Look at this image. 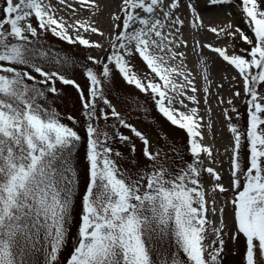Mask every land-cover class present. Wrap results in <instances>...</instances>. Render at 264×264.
I'll return each mask as SVG.
<instances>
[{"label":"snow or ice","instance_id":"obj_1","mask_svg":"<svg viewBox=\"0 0 264 264\" xmlns=\"http://www.w3.org/2000/svg\"><path fill=\"white\" fill-rule=\"evenodd\" d=\"M234 3L205 0V6ZM185 5L189 16L182 18L179 10ZM235 7L247 31L231 22V13L222 26L205 25L197 0H119L106 34L98 19L104 0H0V264H63L69 243L66 264H223L226 238L237 242L241 237L244 264H264V0H240ZM64 11L67 18L60 14ZM84 11L87 17L80 15ZM185 27L194 33L205 29L217 41L239 38L249 48L237 52L235 44L195 40L192 51L206 85L198 89L181 50L188 47ZM46 34L106 55H88L79 63L46 46ZM92 36L104 38L107 46ZM204 49L236 70L247 105L242 125L233 102L241 92L227 100L217 97L229 106L223 114L231 134V147L225 149L232 153L235 229L230 237L224 207L207 199L202 183L207 173L214 180L212 192L229 190L221 173L205 163H215L217 153L204 142L205 129L213 126L211 107L205 109V120L197 95L202 91L208 104L211 64ZM137 55L148 73L136 69L132 61ZM73 65L83 71L84 85L63 71ZM117 73L149 95L171 125L186 130L191 161L174 146L170 150L179 166L170 161L163 147L117 110L109 99ZM58 82L78 93L83 134L77 127L81 121L52 106L49 96L62 95ZM109 119L131 135L116 125L110 126L112 133L102 130L99 122ZM117 138L129 147L131 158L113 148ZM133 138L142 143L143 166ZM77 199L79 222L73 236Z\"/></svg>","mask_w":264,"mask_h":264},{"label":"rangeland","instance_id":"obj_2","mask_svg":"<svg viewBox=\"0 0 264 264\" xmlns=\"http://www.w3.org/2000/svg\"><path fill=\"white\" fill-rule=\"evenodd\" d=\"M53 2L55 3V0H53ZM197 3L200 5L199 10L201 18L203 19L205 25L222 26L229 22L228 13H231V22L235 26H240L243 30L247 31V28L244 27V21L241 20V17L235 7L236 4L240 3V0H235L234 4L222 6H205V0H197ZM104 4L106 5L105 11L99 16L98 19L101 27L107 34L111 29V20L109 18V14L117 10L119 0H104ZM60 14L67 18L66 11L61 12ZM179 14L182 18H187L189 16V10L186 5L181 7ZM80 15L87 17L88 12L84 11L80 13ZM187 22L188 21L186 19V24ZM33 23L35 24V20ZM183 31L184 39L188 41V47L181 50L185 51L187 55L186 63L188 68L191 69L193 76H195V83L198 89H202L206 85L199 74V58L197 54L192 51V46L195 40H199L202 44L213 42L217 45L228 47H231L233 44H235L237 52H239L241 49L249 48V46L246 43L240 41L239 38H237L235 41H231L229 39H221L217 41L216 36L205 29L194 33L193 31H190L188 27H185ZM248 34L251 35L250 32ZM91 39L99 40L105 43L107 46V42L100 36H92ZM44 40L46 46H51L53 51H62L64 53H68L79 63L86 62V57L88 55L95 56L97 58H103L106 55L105 52L97 49L87 50L83 46L69 45L66 42L60 41L58 38L51 36L50 34H46ZM203 55L210 58L209 63L211 64V84L209 86L211 94L208 96V104L205 105L204 103V94L202 91L198 92L197 95L200 99V114L205 116V120L209 119V115L205 112V109L209 106L211 107L210 118L212 120L213 126L210 130L207 128L205 129L204 142L206 144L214 145L213 151L214 153H217L215 163H210L208 161H205V163L207 166L216 168V170L221 173V183H223L224 186L229 190L225 193H220L219 191L212 192L211 189L214 186V180L207 173L203 174L202 183L207 193V199L209 201L214 199L218 209L220 207H224V221L227 225L225 231L230 237L235 229L233 206L230 203V200L234 195L229 173L230 157L232 153L231 151L225 152V149L231 147V134L228 131L227 121L225 120L223 114V109L229 106L226 103L220 104L217 97H223L225 100H227L229 98H233V93L235 91L241 92V96L239 98H233V102L242 114V118L240 120L242 125H246L247 105L244 103L245 94L243 90V81L237 74L236 70L224 62L222 58L211 53L207 49L203 50ZM132 62L136 66L138 72H149V69L138 55L133 58ZM87 63L91 65L90 61H87ZM63 71L67 72L70 78L76 79L77 82L81 83L82 85L86 83L83 71L77 65H73L68 69H63ZM233 77H236V79L233 80ZM221 85L222 87H220ZM57 87L61 89L62 95L58 98L51 95L49 96V99L52 101V106L55 107L61 114L73 115L77 118V120L81 121V124L77 127L78 130H81V134H83V117L81 116L82 109L76 89L72 86L61 85L59 82L57 83ZM261 90L264 91V86H262ZM189 94L191 93L189 92ZM132 97L137 99L136 103L132 102ZM109 99L112 100V103L117 107V110L121 112V114L128 120L129 123H132L139 130L145 132L154 145L164 148V151L168 154L170 161L175 162L179 166V160L176 154L170 150L173 146L179 151V155L185 160H192V157L188 152L189 137L186 133V130L180 129L178 126L171 125L170 122H168L166 118H164L162 114L158 112L154 101L149 95L142 94L137 89H135L134 86L127 85L118 73L114 78ZM186 103L189 104V107L193 106L191 102L186 101ZM64 122L68 123L67 120ZM233 122H235V120ZM99 123L101 129L108 131L109 133L114 131V129L110 126L116 125L120 132L125 135H131L129 130L121 127L115 119H109L107 122L101 120ZM105 123L108 125V127H105ZM133 140L136 143L138 149L136 159L138 160L139 164L143 166L147 163V161L140 155L142 143L136 138H133ZM111 143L114 149L122 152L126 158H131L129 147L126 144H122L118 138L114 139ZM79 155L82 157L83 149H81V153ZM247 155V145L245 144L242 159L246 161ZM79 163L81 169L83 170L86 165L82 159L79 161ZM122 166L125 168L131 167V165L126 162H122ZM245 167H247V163H245ZM79 212V199H77L72 225L73 236H75L77 231ZM209 239H212V237H209ZM71 246V243H69L68 248L61 255V261L63 264H66V258L71 250ZM225 252L226 255L224 256L223 264H244L243 238L241 237L237 242H233L231 239L226 238Z\"/></svg>","mask_w":264,"mask_h":264}]
</instances>
